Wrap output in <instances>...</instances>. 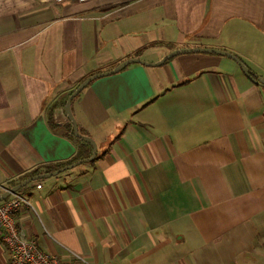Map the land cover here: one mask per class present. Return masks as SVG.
<instances>
[{
    "label": "crops",
    "instance_id": "obj_1",
    "mask_svg": "<svg viewBox=\"0 0 264 264\" xmlns=\"http://www.w3.org/2000/svg\"><path fill=\"white\" fill-rule=\"evenodd\" d=\"M2 1L0 194L76 155L81 82L146 63L72 100L97 158L16 192L21 234L92 264H264V83L193 51L264 81V0Z\"/></svg>",
    "mask_w": 264,
    "mask_h": 264
},
{
    "label": "built area",
    "instance_id": "obj_2",
    "mask_svg": "<svg viewBox=\"0 0 264 264\" xmlns=\"http://www.w3.org/2000/svg\"><path fill=\"white\" fill-rule=\"evenodd\" d=\"M71 1L83 2L85 0ZM24 205H29V203L19 193L0 202V241L8 251L9 264H92L73 252H70V259L62 260L40 250L34 239L24 237L14 219V214Z\"/></svg>",
    "mask_w": 264,
    "mask_h": 264
},
{
    "label": "water",
    "instance_id": "obj_3",
    "mask_svg": "<svg viewBox=\"0 0 264 264\" xmlns=\"http://www.w3.org/2000/svg\"><path fill=\"white\" fill-rule=\"evenodd\" d=\"M182 52H186V51H190V50H181ZM181 51H176V52H173L171 54H169L168 56L164 57L158 64H155V65H159L161 63H163L164 61H166L168 58L176 55V54H179V53H182ZM193 51H196V52H207V53H218V54H224L230 58H232L241 68L242 70L249 76V77H253V79L258 82L259 84H263L264 81L262 79H259V78H256L254 77L248 70L247 68L240 62V60L238 58H236L235 56L229 54V53H225V52H222V51H219V50H213V49H194ZM134 62H137V63H141V64H146L144 63L143 61L141 60H138V59H132V60H127L123 63H121L120 65H118L116 68H114L113 70H110L108 72H104V73H99V74H95V75H92L90 76L89 78L85 79L83 82H81L77 88L70 94V96L68 97L67 101H66V104H65V108H64V111H65V115L67 117V119L70 121L71 125H72V130H73V134H74V137L83 141V142H86L88 144L91 145L92 147V154L89 158L87 159H84V160H80V161H77L71 165H68V166H65L63 168H60L56 171H53V172H50V173H47V174H42V175H39V176H36V177H32V178H29L27 180H24L23 182H21L20 184H17L16 186L10 188V189H6L4 190L1 194H0V202L5 200L7 197H9L10 195L12 194H15L16 192H18L23 186H25L27 183H29L30 181H33V180H37V179H42V178H46V177H51L53 175H57L67 169H71L73 167H76L77 165H80L82 163H87V162H90L92 160L95 159L96 157V154H97V146H96V143L95 141L88 137V136H85L83 134H81L79 132V129H78V125H77V122L72 114V111H71V103H72V100L86 87V85L88 83H90L92 80L94 79H97V78H100L102 76H106V75H109V74H113L115 72H118L120 71L121 69H123L124 67H126L127 65L131 64V63H134Z\"/></svg>",
    "mask_w": 264,
    "mask_h": 264
},
{
    "label": "trees",
    "instance_id": "obj_4",
    "mask_svg": "<svg viewBox=\"0 0 264 264\" xmlns=\"http://www.w3.org/2000/svg\"><path fill=\"white\" fill-rule=\"evenodd\" d=\"M69 138L71 140H73L74 142L78 143V149H77L76 155L71 160H69L67 162H64V163L56 164V165H53V166L52 165L51 166H46L44 169H35V170L31 171L28 174V177L40 175V174H42V172L50 173V172L56 171V170H58L60 168H63L65 166L71 165V164H73V163H75L77 161L87 159V158H89L91 156V154H92L91 145L87 144L85 142H81L79 139L75 138L71 127H70V136H69ZM96 158H95V160H96ZM95 160H93L91 162V164L94 163Z\"/></svg>",
    "mask_w": 264,
    "mask_h": 264
},
{
    "label": "rangeland",
    "instance_id": "obj_5",
    "mask_svg": "<svg viewBox=\"0 0 264 264\" xmlns=\"http://www.w3.org/2000/svg\"><path fill=\"white\" fill-rule=\"evenodd\" d=\"M2 2H4V1L0 0V10H1V5H2ZM5 2H6V1H5Z\"/></svg>",
    "mask_w": 264,
    "mask_h": 264
}]
</instances>
